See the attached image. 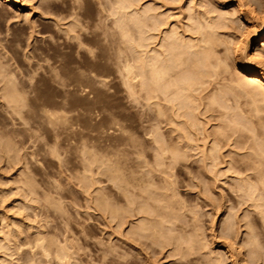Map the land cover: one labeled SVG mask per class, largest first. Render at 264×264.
<instances>
[{
    "label": "rangeland",
    "instance_id": "obj_1",
    "mask_svg": "<svg viewBox=\"0 0 264 264\" xmlns=\"http://www.w3.org/2000/svg\"><path fill=\"white\" fill-rule=\"evenodd\" d=\"M132 1H134L133 2L134 5L132 4L133 7H131L132 9L129 8L124 10L123 12H120L121 10H118L117 5L115 4V0H24L23 2L16 4L14 7L7 5L6 3H4V1H0V264H20V263L25 264V262L28 259H32L33 262L35 260L36 262L33 263L32 260L31 262L27 261L26 263L28 264H38V263L41 264L42 262L44 263L46 259L45 256L42 257L39 254L41 252H43L41 253L42 255L45 253L44 255H46L48 261L50 260V258L52 259L50 260L51 264H65L68 258L65 259L66 260L65 263L61 259V261L63 262L61 263L59 255L62 254L61 252H63L64 250L63 248L66 244L69 245L70 249L74 246L76 247L75 249L79 253L77 254L79 256V259H76L75 257L73 258V256H76L78 258V256L76 255L77 252L75 253L74 251L76 250L75 249L73 250V248L70 250L68 246H65L67 249H69V250L66 249L67 252L71 254L70 251H72L75 253V255L70 256L67 253L66 257H69L70 259L73 258L72 259L73 262L76 260L77 263L79 264L81 263L100 264V262H102L101 259V261L98 263L100 257L102 258V256L108 254L106 257L110 258V256L113 255V253L114 255L118 254L121 256L120 257L116 256V258H114L115 257L114 256L112 260L116 259L118 262L121 263V261L123 260L124 262V259L126 258L127 259V261H125L126 264L128 263L136 264L133 262H139L140 264H145V262L146 263L148 262L147 264H185L184 256L191 258V260L187 258L188 259L187 262L189 261L191 262L193 259H195L194 261H192V263L186 262V264H197V263L207 264L209 263V261L206 260L205 257L209 256L210 254L209 252H211L210 250H212L213 252L222 250L223 254L221 252H218V254L221 253L223 255L222 256L223 258L228 257L227 261H225L226 260L225 258L224 260L225 262H223V260L221 262V259H223V258L221 259L219 258L221 254L219 256L215 254L216 252L214 254L211 252L210 256L212 254L218 256L217 259L219 258V261L221 262L220 264L222 263L231 264L235 258L236 259L234 261L236 262L235 263L233 262L234 264H239V263L241 264L242 261L248 263V261L246 260H250L249 261L250 263L248 264H251L252 261L251 258H249L250 249L248 252L249 255L246 252L248 248H251L250 245L253 246V248L255 247L257 248V246L259 247L261 243L263 249H261L262 252L259 250L261 253L258 252V254L259 255L264 254V228L262 229L264 222H261V220H259L260 217L262 218L264 213H262L261 210L260 211L261 216L259 218L257 216L258 214L256 213V211L258 212V210L260 209H263L264 211V202L262 201V199L264 198L263 190L262 189L259 190V191L262 190L261 191L262 197L261 194L259 196L260 199L262 198L261 201L259 199V201H257L259 203L255 201L253 204V206L256 203L257 206L262 204L261 206H259L260 207L259 209L256 205L254 206V208H252L251 206L252 203L250 204L249 202H252L253 200L249 201L250 198H245V199L242 198V200L243 199L244 200L242 201L243 203L240 204L241 202L239 200L241 198H237L239 192V191L237 192L238 190L237 188H239L238 186H236L237 190L234 188L235 192H237L236 193L237 195L234 194L235 192L234 193L232 192L234 190H231V188H233L232 186L237 185L235 180L237 181L239 179L238 181L240 182V188L245 187V185L249 182L252 183L253 181L252 179H250V181L245 179L247 178L246 177L247 174L249 177L250 175L252 177L253 176L252 173H254L255 178H258L257 175L259 174L258 176L262 178V183H263L262 184L261 182H259L261 183L260 187L264 185V141H263L264 113L262 112L263 114H260L258 117L256 116V114L251 113L254 111L249 112L250 109H253L249 106L251 105L250 101H249L250 104L248 105L247 100L249 99L248 98L246 99V97H243L242 95H241L242 97L238 98L235 95H240V94L236 93V91L232 92V88H231L234 84L236 85L235 82L237 81H238L237 84L240 83L241 81H245V83L246 82L249 83V86L250 83L252 86L254 85L253 82H250L249 79L245 78L239 72L237 66L243 63L251 66L255 65L254 63H252L253 61L252 55L253 56L255 55L256 50L254 49V45L252 44V41L248 40L244 36L245 34L244 19L247 18L249 21L253 23L256 22L255 24L258 25L259 19L264 17V0H139V1L132 0ZM236 4H238L242 10L240 9V11H235V12L230 11ZM134 7H138V8H134ZM137 10L141 12L142 15L141 17H143L144 14L148 12L147 15L143 17L144 19L145 18L148 19V17H151V15L154 16L158 26V27L156 26L155 29V32L157 33H154L152 31L151 33H149L148 28L151 27V24H149L151 22L149 20L150 18L148 20L146 19L143 20V18H141V21H143L142 23L144 24V27L140 26L141 30L143 28L142 30L143 35L141 37L142 41L140 40L142 46L139 44L137 46L136 43L138 42H135L137 40L139 41L140 39L139 36H136L138 35V30L136 31L138 27L136 25H131L132 23L130 24V22L129 23L126 22L128 21L127 18H129L128 17L129 15L131 16L132 14L136 13L135 16L138 15V17H140L139 16L140 13H138ZM150 10L152 13L153 12L154 13L152 14L151 12H149ZM126 12H131V13L126 14ZM252 13L254 14L252 15ZM155 14L157 16H155ZM144 22H146L147 26ZM120 23L127 24L126 29L128 32L127 33L128 37H126L127 36L126 34V36L122 38L121 33L117 28V25H119ZM113 30L114 31L117 30V31L114 32ZM147 33L148 35L150 34L152 37L154 35V37L147 39L148 37H151L150 35L148 36ZM170 33L171 34L177 33L178 35L175 34V38L176 37L178 38V36H180L183 42L180 40L179 41L187 45L188 42L191 43L192 40L191 44L193 45L194 48L191 47L192 50L190 49L191 50L190 53L192 55H196V57H198L199 59H201L200 55L204 56L203 63L204 60L207 61V59L205 58L207 56L209 58L208 59L209 64L208 63H204V64L213 65V67H209V68L208 66L204 68L202 67V69H206V70L211 68L212 69L210 71V73H212L211 75L209 74V72L207 73L206 70L203 71L206 74H209L208 76L210 77L216 73V75L212 76L211 78L203 74L205 78L207 76L206 79L199 80L200 78L199 79L196 78L197 80H195L194 85L198 84V86L196 85L198 88L194 86L196 89H194L195 92H192L194 94L193 98L191 96L192 104L193 103L194 104L190 105L192 106L190 109L193 110L196 109L195 111H191V113L194 112L193 114L195 118L193 119L190 113L189 116L185 118V119L188 118L187 120H190L192 118L190 121H192L193 123L189 121V124H191V126L189 125L187 126L188 124L187 120L185 119L183 120V118H181L184 116L182 113L187 112L188 110L186 111L185 107H184L185 109L182 108L181 110L180 109L181 106L179 105L178 107L176 106L177 107V109L175 108L176 110L172 108L176 104V102L175 103L172 102L174 97H172L171 95L169 96L170 98L168 97V100H166L167 96L165 97L163 96L167 95L166 92L168 91L166 92L163 91L165 92V94L161 96L162 93H160L159 91L160 88L157 90L159 94L158 92H156L157 97L160 100L157 99V97L155 100H152V95H150L149 93L152 91V89H150L151 84L149 80H145L146 79L145 75H147L146 72L148 70L146 69L147 67L144 66V64L147 61V58H149L151 52L146 54L144 53L147 51L149 52L150 49L152 50L154 49L156 51L160 46L163 45V43L162 45L160 43L162 42L163 35L164 37H166L168 35H171ZM133 38H135V40H133ZM208 39L211 42H215L216 44L215 43L214 44L216 45V47L215 45L210 43ZM204 41H206L207 43ZM241 41L242 44L247 41L249 48L242 49V45L240 44ZM191 44L190 46H192ZM210 44L213 46L210 47ZM198 46L201 48L199 49ZM196 47L198 48L195 49ZM161 49L162 47H160L158 50L160 51ZM193 49L194 52L196 53L193 52ZM206 50H208L207 51L208 53L205 52ZM141 52L144 53L141 54ZM210 53L213 55H211ZM56 57L58 60L55 59ZM190 57L193 59L194 58L197 59L196 57H192L191 55ZM249 57H250V61H249ZM143 58H145V60ZM136 60H138V62ZM141 60L144 63L143 64L144 67L141 64H138V63H142ZM148 61L146 62V64H148ZM126 64H128L127 66L131 64V66L134 67H138L140 65L141 69L143 67L142 69L143 71H140V74L142 75L143 79L139 80L138 78H136L133 81L128 80L127 75L124 71V66H126ZM214 64L218 67V69L217 68L214 69ZM64 67L67 69L65 70ZM12 69L14 71H12ZM144 70L147 71L144 72ZM64 71L66 72V74L64 73ZM184 71L186 73L187 70ZM8 72H11V74H9ZM48 72H50L51 74ZM64 75L65 76L67 75L65 77L67 80L66 87H60L59 85L54 83L55 82L53 81L54 78L55 80L56 79L58 80L59 77L61 79V77H63ZM203 75L200 77L204 78ZM7 76L10 77L12 76V78L9 79ZM7 78L10 82L11 80H13L12 82L16 81L14 82V85H12V83H9V81L6 80ZM125 78L127 79L126 81ZM3 79H5V81ZM145 81L148 82V84ZM3 82L4 84L5 83L6 84L5 85L2 84ZM144 83L146 86L144 85ZM241 84L244 83L242 82ZM130 85L133 89L130 87ZM141 85L143 86V88ZM12 86L16 88L13 89ZM249 86H244V87H249ZM252 86H250L249 88H251ZM4 88H6L5 91L7 92L3 94V92H5ZM254 89H258V86L255 87ZM9 90L11 91V93H13V95L15 94L14 95L15 97H17V95H19L20 93L21 95L24 93V96L22 95L23 97L19 95L18 98L15 99V101H17L15 102L16 105L19 106L21 105L22 102L23 105L20 108L24 106L22 110L20 109L21 113L19 115H16V113L11 109L12 107L11 105H13L12 104L13 102L12 100H11L12 103L9 102L11 96L8 93ZM66 90L67 92H65ZM229 90H231V92ZM260 90H262V88L260 89L259 87L258 91L260 92ZM261 92L264 91L262 90ZM5 95H6V99H5ZM7 95H9L8 96L9 98L7 97ZM89 95L91 97H88ZM261 95L263 96L264 93L259 94V96ZM212 96H215V98H213ZM11 97L13 99V96ZM163 98L165 99L166 102L171 101L172 103H174V105L171 102L167 103L168 105L166 103H162L165 102L163 101L164 100ZM208 98L210 100H208ZM211 99L216 100L218 103L214 104L215 101H213L214 103H212ZM258 99L263 100L264 96L263 98L260 97ZM90 100L93 102H91ZM200 101L202 102L200 103ZM210 101H211L210 107L208 105L209 108L206 107L207 109L206 110L205 105H207L206 103H209ZM18 102H20V104H18ZM152 102H154V104H152ZM188 102L186 103L190 104V101ZM156 103L159 104L158 105L159 110H157V108L154 107V105L155 106L157 105ZM62 104L64 108L62 107ZM42 106L43 107L52 106L53 108L51 107V109H53L54 111L64 110L68 112L70 131L67 134L62 133L63 130L60 129L61 127L58 122L57 124H54V126H48L46 125V123L44 124V122H40L41 120L39 119V117H38L39 120H37L36 117L39 115L40 108ZM188 106L189 105H187V107ZM61 107L63 109H61ZM170 107L174 111H170L171 110ZM179 109L181 110V113L178 114L181 117L178 115L179 118H177L178 116H176L177 114L175 113V111L178 112ZM154 112L155 113L160 112V113L156 115ZM248 112L252 114L251 118L247 114ZM14 113L16 116L14 115ZM223 116L224 117L226 116L225 117L226 119L223 118ZM20 117L25 120L24 123L22 122V119ZM257 117L260 118L259 119L260 121H258ZM228 120L231 123L233 122L232 123L233 125H230ZM184 121H186L187 123L185 124ZM195 121L198 122L199 124L198 126L195 124ZM181 122L182 124L184 122V124L186 125L185 126L186 131L183 130L184 128L183 126H182L183 128H181L182 125ZM32 124L37 129L33 127ZM243 124H247V125L243 126ZM188 127L190 128V131ZM221 128H223V130ZM12 129L14 132L12 131ZM16 129L17 131L21 130V132L23 131L22 129H24L25 134L26 133L27 134L23 135L24 131L21 134L20 131L19 133H17ZM15 131L18 136L15 134ZM104 131H106L107 134L104 133ZM151 131L153 133L155 132L154 133L155 136L156 135L158 136V138L156 137L157 138L156 140L160 139L159 141L161 143L164 142V145L162 144L163 146H161L160 148L162 149L165 147L167 152L165 151V149H162L163 152L165 153L171 152L173 155H175L176 153L173 151V149L177 150L179 156L184 154L182 156L183 158L182 160L185 159L186 162L184 163L183 161L182 163L181 158L180 159L177 158L178 161H181L182 166H177L178 164L174 163L175 167H173V164H171L172 163L171 160H169L171 159L169 158L171 154L169 153H168L169 155L163 154V152L161 153V151H157L158 154L160 155L162 154L159 157V155L156 153L154 148L159 141L157 142V144L151 141L152 140L151 136L153 135ZM115 132L117 133L115 134ZM63 135L65 136L68 135V137L64 136L66 138L65 139L63 138ZM80 135L82 136V138ZM106 135H108L110 139H108L109 137ZM105 136L106 138L107 137L108 138L106 139ZM24 137H27L29 141ZM91 137H95L94 139H96L98 143L96 144L95 141L93 143L92 140L93 138ZM99 137H101L102 139H100ZM214 138L217 140H215ZM63 139L68 141H65ZM97 139H99V141ZM100 140L104 141L103 143H101L100 146L101 148L98 147L97 149H95L100 144V142H102ZM106 140H110V141L107 142ZM214 141L218 142L219 145ZM211 142L213 144L218 145L217 153L219 156L217 155V153L216 155L218 156L219 159H216V161L215 160L211 161L212 157L211 158L209 157L210 160L208 159L206 162L205 158L203 157L206 156V153H208L209 156L211 155L209 153L210 148L212 149V147L209 148V146L213 145L211 144ZM63 143L65 144V146ZM92 144L94 145V147ZM83 145L84 146L86 145L85 148L88 147V149H85ZM106 146L110 147L109 148L110 151L109 150L104 151L106 150ZM251 146L252 148H254V150L250 148ZM103 147L105 149H103ZM261 147L262 149H260ZM206 148H209V150H206ZM83 149L86 150V152L87 150L90 152L93 151L95 152V150H97L99 152L100 149L101 152L100 154L98 152L95 153L93 152L92 154L89 152L90 155L87 154L86 156L85 155L86 153L83 152L84 151ZM158 149L159 148H157L156 150ZM251 149L253 151H255L256 149L257 151H255V153L252 152L253 153L252 155ZM202 150L204 152L206 150V153L204 154ZM50 151H52L53 153ZM102 151H104V153ZM201 151L203 153H201ZM105 152H107L106 153L107 155L105 154ZM178 153L176 154L177 157H179ZM50 154H52L53 156ZM254 154L255 155L258 154L256 156L259 158H256ZM54 155L56 157H54ZM88 156H90V158ZM106 156L109 157L107 158ZM100 157L103 158L101 159ZM86 159L90 163L88 162V164H86L87 163ZM99 159L102 162H104L105 165L104 164L100 165V163L102 162H100ZM97 160H99L100 163H98ZM210 161L213 164H210ZM168 162L171 164V167L173 168L170 167V164ZM116 163H118L117 164L118 167L116 166ZM119 164L123 165L125 171H123V169L121 171L119 170V172L116 171L117 168L119 169L121 167V165L119 167ZM154 164L157 167H154L155 166ZM166 164H169V168L168 165ZM102 165H104L103 170L111 166L112 168L110 167V169L113 170L111 171L113 172V174L111 172L110 173L112 175H114V173L115 175L119 173V175L117 174L119 177L122 176L120 172L124 175L126 174L124 177H127L126 180L129 179L130 177L129 180H132L131 181L132 186L131 184L130 187L129 185L127 186V184H129L130 182L129 180H127L126 184H124L125 183L124 180H122L123 182H121V180L118 179L120 181L118 183L120 184L116 182L118 181L116 179L110 180L111 177L115 176V175L110 176V174L108 175L110 169H108L109 171L108 170L104 171V173L107 172L106 174L104 173L101 174L100 170H102ZM100 166L101 168H99ZM140 166H142V168ZM113 167L116 170H114ZM146 168L149 169L147 170ZM249 168H251L252 171L246 172L247 169L250 170ZM150 170H152L154 177L152 176V174L150 175L151 173ZM241 170L242 171L245 170V172L244 171L241 172ZM255 170L260 171L261 173H258ZM165 171L166 173H162ZM260 174L261 175L263 174V176H261ZM109 176L110 178L108 180ZM144 176L148 177V179L149 176L150 178H152L148 180L149 182L154 178L153 180L154 182L152 181L150 182V184L155 183L154 185L155 188L154 187L153 189L150 188V186L151 185L153 186V184L148 185L149 182L148 183L145 182L147 181L145 180L147 178H145ZM238 176L240 178H238ZM244 176L245 178H243ZM197 177H199V180L200 177H202L201 178L202 180L199 181ZM255 178L253 179L256 181ZM137 179L138 181L139 180L141 181L140 182L141 184H139ZM242 179L243 180L245 179L244 181L245 185L243 184ZM163 180H165V184L168 183L166 184V187H169V188L166 187L164 188L168 190L172 188L173 190V191L171 190L167 191L168 195L170 194V192L171 194L175 193L176 195L175 194L174 196L170 195L171 197L167 196L165 189L162 187L165 186ZM110 181L115 183L113 184L114 186L110 183ZM255 181H253L252 184L254 186H257V188L259 189L258 185L254 184ZM133 183L134 184L136 183L135 184L136 186ZM117 184L119 186L126 185L127 187H129V191L126 192L128 194L129 192H132V194L135 193L134 195L138 193L137 190L139 191V189L141 190L142 188V190L144 191L143 194L145 195L147 194V196L142 194L140 201L139 199L140 193H138V197L135 196V198L138 199L137 200L134 199V200H136V202H138L139 205L141 206L144 205L143 206L144 209L148 211V214H150L151 218H155V217L157 218L158 216H160V215L158 216L155 215V217H152L155 213L154 210H156L157 208L158 210H156V212L159 211V208L160 210L162 209V212L163 209H165L166 211L164 210V212L166 213L168 212L169 214L172 212L176 213L178 211L180 215H178V212L176 215L181 216L180 218L189 217V219L191 215L196 212L195 216L197 218L194 216V214L192 215L194 219L196 218L195 220L193 219V223L194 221L196 223V220L198 219L197 222L199 221V225H201V229H203L205 232L202 233L205 234L207 237L203 236L202 233L200 234L201 229H199V226H198L199 232L197 230L198 234L196 235L197 236L200 235L202 239H204L205 237V239L207 238L208 242L210 241L208 244V242H206V240L204 239L207 245H209L208 246L209 252L207 251L204 255L203 253L207 249L204 252L203 251L199 252L201 247L199 248L198 245L194 244L193 246L190 244L191 246H193L192 250L194 247H196V250L199 249V251L195 253L196 250L195 251L193 250L195 254L194 253L192 254L194 255L186 256V254L191 255L190 252H193L190 250H189L190 252H187L189 247H186V245H188L189 242L193 244L195 240V238L192 237L193 235H191V231H193L194 229L193 227L195 226V224L193 225L192 223H190L189 222L190 220L188 219L187 221H184L183 224L185 226L188 223L190 225L192 224L193 226L191 231H190L191 227L186 228L185 231L183 230L185 226L182 223H180L181 219L177 220L176 226L177 224H180V226H177L179 228L181 227V225H183V227L181 228L182 231L184 232H186V230H189L190 234H186L185 237L189 238L187 236L190 235V237L193 238V240L192 238L190 240H192L193 242L189 241V239L186 240L184 237H180L185 234L184 232L181 231L178 232V230L180 229L174 231L175 234L171 233L172 235H177V236L179 235L178 233H181V235H179L178 237L182 238L181 240H183L182 241L183 243L184 240L187 241V243L186 241L184 243L185 246L182 242H180L182 244L180 245L183 246L182 248L178 243H176L177 240L179 242V238L178 239L175 238L176 236L174 237L170 235V233H169L170 236L168 235L170 240L166 239V241L169 242V243L166 242V244L168 245H166L165 242L162 243L163 241H165V240L162 241V239H165V237L161 239L160 246L161 247L163 246L162 249L164 250L167 247L164 251L159 247V245L157 246L155 245L156 249L154 248V251L149 247L148 248L141 247V249L144 248L145 251H147L146 254H144L145 251L138 249L140 247L137 248L133 246L132 247L133 249L129 247V245L126 244V240H125L126 238L124 237V234H126L125 236H128L127 234L131 233V230L129 232L126 229H131L130 228L131 225H135V224L137 225V223L139 222L137 216L139 217V215H137L136 217L134 216L135 220L130 217L134 222H132L130 225V222L128 223L127 221L128 224H125L124 229L122 227L124 225L123 224L121 226V229L123 230L118 231L119 227H117V225L115 226V223H117L116 221L119 218V215L122 213V216H124V218L126 217L128 218L127 212L128 213L130 212L129 209L127 210L125 209L126 207L124 208L123 212H120L122 211L120 209H123V207L120 209L116 207L114 208V206H117L116 202L119 201H120L119 207H121L120 206L121 201H123V203H125V205L128 206L126 201H124V197L122 200H120L121 198L118 199L119 201L117 199L114 200V198H119V193H120L118 188L119 186H117ZM137 185H139V187ZM141 185L143 187H140ZM115 186L117 189L115 188ZM156 186L159 187L158 189L162 187L161 190L164 189V192L159 190L160 191L159 193L161 194L157 192L158 194L154 195L153 192L155 191ZM133 187H136L137 190L136 188L134 189ZM203 187L205 189H203ZM206 189L209 191V193L207 191L208 194H206L205 192ZM96 191L102 192L101 196L99 195L98 192L97 194ZM162 192L166 193L164 195L165 197L167 196L170 199L175 198V203H173V199L171 200L169 199L170 203L172 204L171 205L172 207L169 208H171L172 210L167 207V205H170V203L169 204L165 203L168 200L167 201L165 200L164 202L165 204L161 205V203L164 201L165 198L162 196L163 195ZM150 193L151 195H149ZM211 193L213 194V196ZM257 193L259 194L260 192ZM128 194L127 196L129 197V195L131 194L129 195ZM96 195H99L96 198L98 202H95L97 201L95 200L94 197ZM102 195L104 199L106 198L104 201L107 204L108 202L110 203L109 205L112 204V208L109 207L110 209L120 210V211L117 210L119 213L115 210L117 212V215L115 216L111 215L114 218H110L111 216L109 214L111 213L108 212L109 211L108 208H107L108 211L105 210L107 213L104 211L106 206L109 205L104 203V201L103 202L101 201ZM159 195L160 197L162 196L163 199L159 198L161 200H158L155 197L154 199L157 201H153V199H148L146 200V202L147 201L149 202L147 203L144 202L145 204L142 205L143 200L145 201L144 198H148V197L153 198V196H159ZM132 196H130L129 198H132ZM98 197L100 200L98 199ZM246 199L249 200L245 201ZM134 200L133 203L135 202ZM93 201L97 204L99 202L100 203L102 202L101 204L102 206L100 204L98 205L100 206V210L98 206L93 203ZM150 201L155 203L157 202V204L159 203L160 205L158 207H155L157 204L154 205ZM181 201L183 202L181 203ZM237 202L240 203L238 204ZM103 203L106 204V206L104 205L105 208L103 207ZM151 203L153 204L152 205L153 208L149 207ZM180 203L181 204L184 203L187 206V209L188 208L190 210L193 209L194 211L188 210L189 211L188 213L186 212L187 211L186 208H185L186 211H184L185 209L183 207L182 208L180 207L181 206ZM132 204L130 206H132ZM136 204L137 203L133 204L134 208L133 207L130 208L135 209ZM165 205L166 207H163ZM174 206H176V210L173 209ZM179 207H180V211L178 209ZM255 207H257L258 210L255 209ZM101 210H103V212ZM182 210L184 211L185 214L183 213ZM115 211H113L112 214H114ZM159 213H155V214H159ZM175 213L172 214L174 215ZM172 214L168 215L169 220ZM162 215H164V213H162ZM176 215L174 216L176 217ZM227 215H228L227 218L230 219L229 221H226L225 220L226 218H224ZM230 215L237 220V221L235 220L236 224L238 222L237 226L234 227L236 225L235 224L232 228V233H234L233 230H235L234 236L236 237L237 235V237L235 238V244H233L232 242H234V236L232 234L231 240L233 239V241L231 242V246H230L231 248L229 247L230 253L229 254L227 253L228 255L225 256L226 252L224 254V250H223V246L225 244L223 243L226 241V239L224 238L222 239L221 237L222 233H220L221 232L220 230L222 227L224 226L226 227L228 222L232 221L231 218L233 217H231ZM164 216L166 217V215ZM178 216L176 218H178ZM242 216H244L245 219L249 217L252 219V220L250 219L252 222L254 221L253 224L250 222V226H252L251 227L252 229L254 228L253 226H255L254 230H256V226L259 227V229L257 227L258 229L257 231L260 233V237H259V239L261 238L260 243L257 241L258 239L255 238L258 236L255 237L251 236V234L255 235L258 233H254L253 232L254 230L251 231L252 229L248 227L249 222L247 221H249V218L246 221L245 219H243L244 217L242 218ZM108 218L111 219V221H109ZM222 218L224 219L223 223H221ZM131 219L128 220L130 221ZM136 220H138V222H136ZM219 223L223 224L224 226ZM224 223H226V225ZM136 225L135 227H133L135 231L137 230ZM138 225H140V223ZM220 225L222 226L221 228ZM241 226H243V228H241ZM239 227L241 228L240 230L241 232L239 231ZM236 228H238V230ZM124 230H126L127 233H125ZM117 231L120 233H118ZM210 231L213 233H211ZM248 231H251V233L249 232L250 233L249 238L252 239L250 245L249 242H247V240L245 241L246 239L245 237H247L248 234L247 236H245L244 233H248ZM116 232L120 237L116 235ZM238 233L240 234V236H238L239 235ZM242 234L244 235L242 236ZM196 235L194 236L196 237ZM171 236L174 237L172 239H176V240L175 241L171 240ZM200 236H198L197 238H201ZM36 237L37 238L41 237V239L44 240L38 239L40 241H36L37 240ZM118 237L120 238V240L119 239L117 240ZM121 237L125 240V242H123L124 240L121 239ZM70 238H73L71 239L73 240L72 242L73 245L68 243L65 244V242L68 241L70 243ZM242 238L245 239L243 240ZM249 238L248 241L251 240V239L249 240ZM202 239L201 240L197 239V240L199 243H201ZM236 239H238V241ZM241 239L243 240V243H248L245 246L247 247L249 245L246 249H244V247L243 249H241L242 246L244 245L239 244L240 246L238 247L237 244L242 242ZM121 240L123 242V244L121 242L122 245L120 244ZM254 240L256 241V244L258 243L257 246L255 247L254 245L256 244ZM42 241H45L44 244ZM170 241H172L171 245L172 244L173 246L175 245L174 247H176L177 244L179 245L177 248H175L177 253H175V249L173 246L171 247L169 246ZM36 242L38 243L35 244ZM39 242L43 246H41ZM110 242L114 245L107 247V249H103L105 248V245H107L108 243L110 244ZM205 242L203 241L202 244ZM38 244H40L41 247L38 246ZM59 244L60 246H58ZM116 244L118 245L115 246ZM147 244L149 245V242H147ZM205 244H203V247L205 246V248H207L206 247L207 245ZM220 244H223V246H221ZM46 245L47 247L48 246L49 247L47 248ZM61 245L64 246L62 248L63 250L60 251L59 249H57V247L61 249ZM102 245H104L103 248H101ZM124 246H126V248ZM36 247L38 251L41 250L40 248H42V250L41 252L39 251V253L37 252L38 255L34 256L32 254H36L37 251ZM97 247L100 249H97ZM169 247L171 249H169ZM184 247H186L187 251L185 252L187 253L184 252L185 255L183 253L182 256L180 252L182 249L184 251L185 249ZM219 247L220 249H218ZM78 248L80 250H78ZM109 248H115L113 251L116 252L112 253V251H110L111 249ZM158 248H160L159 251ZM253 248H251V250ZM45 249L46 250L49 249L48 254L50 255V258L47 255V251ZM108 249L110 253H112V255H110ZM128 249L133 251H130ZM255 249L253 250L254 252ZM94 250H96L97 252L99 250L100 251L106 250L108 253L104 252L103 255V253L101 252L96 253L94 252ZM126 250L128 251L126 252ZM167 250H168V254H170L169 256H167L168 255ZM230 250H234V251H230ZM58 251H60L59 253L61 254H59ZM124 251L126 252L128 257L124 255L125 253ZM155 251L156 253L157 252L158 253L156 254ZM236 251L238 252L236 253ZM141 253L146 256H144L143 258ZM201 253H202L201 257L205 256L203 257L205 259H202L200 257ZM255 253L256 254L254 255L252 253L253 255L252 258L254 259L255 257L256 259L255 261L257 262L259 261V259L257 257L258 256L257 252ZM92 254H94V256L95 254H98L99 257H96L98 258V260L95 259V257ZM122 254L126 257H124ZM132 254H133V258H131ZM152 254H154L153 255L154 257H152ZM165 254H167L166 259L164 258ZM65 255H61V256L65 257ZM213 255L210 257V259L213 258ZM237 255L239 258L237 257ZM243 255L245 257H243ZM31 256L32 258H30ZM178 256L182 258V260L184 261L181 262L177 261ZM230 256H233L232 257L233 259ZM246 256H248L247 257L248 259L246 258ZM91 257L93 258L94 262L95 260H97L96 263H94L93 261L87 262L89 261L88 259H91ZM117 257L121 258L122 260L119 261ZM70 259L68 260V264L69 262L70 263L72 262V260ZM217 259L215 258L216 263L218 264L219 261ZM83 260L85 262H83ZM105 260H108V258L103 259L104 264L108 262V261L105 262ZM110 260L111 258L109 259V261ZM261 260L263 261L262 264H264V257L263 259L261 258L258 263H256L253 260L254 261L253 264H260ZM48 261H46V264H49L47 263ZM113 261H110V263L108 262L106 264H113ZM142 261H144V263ZM123 262L122 264H125V262L124 263ZM77 263L75 262V264Z\"/></svg>",
    "mask_w": 264,
    "mask_h": 264
},
{
    "label": "bare ground",
    "instance_id": "obj_2",
    "mask_svg": "<svg viewBox=\"0 0 264 264\" xmlns=\"http://www.w3.org/2000/svg\"><path fill=\"white\" fill-rule=\"evenodd\" d=\"M0 1H4V3H6L7 5H9V6H13V7H14L16 4H19V3L23 2L24 0H0ZM137 1H139V0H137ZM137 1H136V2H137ZM133 2H134V1H132V0H115V4L117 5L118 10H121L120 12H123L124 10L133 7V6H132ZM137 3H138V2H137ZM133 5H134V4H133ZM135 6H137V5H135ZM112 7H113V6H112ZM134 8H138V7H134ZM131 9H132V8H131ZM240 9H241V7H240L238 4H236V5H235L230 11L235 12V11H240ZM134 10H135V9H134ZM241 10H242V9H241ZM128 11H129V10H128ZM144 11H145V10H144ZM144 11H143V12H144ZM135 12H136V11H135ZM137 12L140 13V15H139L140 17H138V15L135 16L136 13H135V14H132V15H134V16H132V15L130 16V15H129V16H128L129 18H127L128 21H126V22H127V23L130 22V24L132 23L131 25H136V26L138 27V28H137V27H134V28H137L136 31L138 30V35H136V36H139V37H140V39L138 38L139 41H140V40H141V37H142V35H143V31H142L143 28H142V30H141L140 28H141V27H144V24L142 23L143 21H141V18H143L145 15H147L148 12H147L146 14L142 13V14H144L143 17H141V16H142V15H141V12H139L138 10H137ZM149 12H151V10H150ZM232 12H231V13H232ZM124 13H125V12H124ZM127 13L130 14L131 12H126V14H127ZM132 13H134V12H132ZM151 13H152V12H151ZM153 13H154V12H153ZM153 13H152V14H153ZM239 13H240V12H239ZM245 14H246V13H245ZM250 14H251V13H250ZM253 14H254V13H252V15H253ZM261 14H262V13H261ZM149 15H150V14H149ZM155 16H157V15L155 14ZM122 17H123V16H122ZM125 17H127V16H125ZM151 17H153V18H151ZM151 17H148V19L150 18L149 20L151 21V22L149 23V24H151V27H149L150 25L148 26V27H149V28H148V29H149V33H151V31L154 32V33H157V32H155V29H156V26H157V23H156L157 21H156V19L154 18V16L151 15ZM221 17H222V16H221ZM145 19H146V18H145ZM145 19L143 18V20H145ZM148 19H146V20H148ZM255 19H256V18H255ZM125 20H126V19H125ZM113 23H114V22H113ZM144 23L146 24V22H144ZM255 23H256V22H255ZM255 23L249 21L247 18L244 19V24H245V32H244L245 34H244V36H245L248 40H251V41H252V44L254 45V49L256 50V51H255V55H254V56L252 55V57H253V58H252V59H253L252 63H254L255 65L251 66V65H248V64H244V63H243V64H240V65L237 66L239 72H240L245 78L249 79L250 82H253V84H254L253 86H252L251 83H250V86H252L253 88H252V87L249 88V87H250V86H249V83H247V82L245 83V81H241V82L238 83V84H237V82H238V81H237V82H235L236 85H235V84H234V85L232 84L233 86H232L231 88H232V92H235V91H236V93L240 94V95H235V96H237L238 98H240V97L243 96V97H246V99H247V98L249 99V100H247V101H248V105L251 103L252 106H251V105H249V106H250L251 108H253V109H250L249 112L254 111V112H251V113H252V114L254 113V114H256V116L259 117L260 114H263V113H264V99H263V100H262V99H260V100L258 99V98H260V97L263 98V96H264V95H263V96H262V95L259 96L260 93H261V94L264 93V92H261L262 90L264 91V17H262L261 19H259V23H258V25L255 24ZM114 24H115V23H114ZM126 26H127L126 23H125V24H124V23H120L119 25H117V28H118L119 32L121 33L122 38H124V37L126 36V34L128 33V32H127V29H126ZM129 26H130V25H129ZM129 26H128V27H129ZM140 26H141V27H140ZM146 26H147V24H146ZM205 26H206V25H205ZM208 26H209V25H208ZM157 27H158V26H157ZM150 28H151V29H150ZM130 29H131V27H130ZM196 29H197V28H196ZM208 29H209V28H208ZM145 30H146V29H145ZM201 30H202V29H201ZM111 31H112V30H111ZM113 31H114V30H113ZM116 31H117V30H116ZM116 31H114V32H116ZM128 31H130V30H128ZM158 31H159V30H158ZM170 32H171V31H170ZM172 32H174V31H172ZM104 33H105V32H104ZM135 33H136V32H135ZM188 33H189V32H188ZM170 34H171V33H170ZM175 34H177V33H175ZM175 34H171V35H168V36H166V37H164V35H163L162 42H160L161 45H162V43H163V45L160 46V47H162V49H161L162 51H161V50H160V51L158 50V49L160 48V47L158 46L159 48H158L156 51H155L154 49H153V50L150 49L149 52H148V51L145 52V53L143 52L144 54H146V53H150V52H151V54L149 55V58H147V61L149 60V61H148V64H146L147 61H146L145 64H144L142 60H141L142 63H138V64H141L142 66H143V64H144V66L147 67L146 69H147L148 71L146 70V71H147V72H146V71L144 70V72L147 73V75H145V78H146L145 80H149V82H150V84H151V85L149 84L150 87H151V88H150V87H149V88L152 89V91L150 90L152 93H151V92H149V93H150V95H152V100H155V99H156V97H157V93H156V92H158L157 90H158L159 88H160V90H159L160 93H162V95L160 94L161 96H163V94H165V92L168 91V92H166L167 95H164L163 97L167 96V97H166V98H167L166 100H168V97L171 96V95H172V97H174L175 100L173 99L172 102H174V103L176 102V104L174 105V103H172V102L170 101V102L174 105L173 107L171 106L172 108H174V109L176 108V109H177V107H178V105H179V106H181V107H180L181 110H182V108H184V107L186 108V109L184 108L186 111L188 110L187 112L182 113L185 117H184V116L181 117V116L178 114V113H181V110H180V109H179L180 112H179V110H178V112L175 111V113L177 114L176 116L179 115V116H180L181 118H183V120H184L186 117L189 116V113H190V114L192 115L193 119H194V118H195V116H194V114H193L194 112L191 113V111H195L196 109H195V110L190 109V108L192 107V106H190V105H193V104H194V103L192 104V101H191V100H192V99H191V96H192V98H193V95H194L192 92H195L194 89L198 88V87H197L198 84H196L197 86L194 85V84H195V80H197V79H199V78H200L199 80H203V79H206L207 76H208L209 74L211 75V74H212V73H210V71L212 70L211 68L206 70V69H202V67L204 68V67H207V66H208V68H209V67H213V65H211V64H210L211 66L208 65V64H209V63H208V59H209V58L206 56V54H205V56H206L205 58L207 59V61L204 60V63H208V64H204V63H203L204 56H201V55H200V58H201V59H199L198 57H196V55H192V54L190 53L191 50H192L191 47H193V45L191 44V43H192V40H191V43H189V42L187 41L189 46H190V44L192 45V46H190V48H189V46H188L187 44L182 43L183 40H181V37H180V36H178V38H177V37L175 38ZM147 35H148V33H147ZM149 35H150V34H149ZM149 35H148V36H149ZM177 35H178V34H177ZM113 36H115V35H113ZM113 36H112V37H113ZM136 36H135V38H136ZM144 36H145V35H144ZM150 36H151V35H150ZM199 36H200V35H199ZM110 37H111V36H110ZM126 37H128V34H127ZM132 37H134V36H132ZM153 37H154V35H153ZM153 37L151 36V37H148L147 39H150V38H153ZM179 37H180V39H179ZM182 37H183V36H182ZM202 37H203V36H202ZM135 38H133V40H135ZM156 38H157V37H156ZM127 39H128V38H127ZM130 39H131V38H130ZM163 39H164V40H163ZM136 40H137V39H136ZM143 40H144V38H143ZM155 40H156V39H155ZM179 40L182 41V42H180ZM187 40H189V39H187ZM208 40H209V39H208ZM123 41H124V40H123ZM139 41H138V40L135 41V42H138V43H136V45L138 46V44H139V45L142 46V43H141L142 40L140 41V43H139ZM146 41H147V40H146ZM153 41H154V40H153ZM209 41H210V40H209ZM112 42H113V41H112ZM204 42H206V41H204ZM148 43H149V42H148ZM150 43H151V41H150ZM150 43H149V44H150ZM206 43H207V42H206ZM210 43H212L213 45L216 44L215 42H211V41H210ZM214 43H215V44H214ZM240 44L242 45V49H243V48H249V45H248V42H247V41L244 42L243 44H242V41H241ZM151 45H152V44H151ZM151 45H150V46H151ZM159 45H160V44H159ZM204 45H205V44H204ZM208 45H209V43H208ZM213 45L210 44V47L213 46ZM134 47H135V46H134ZM198 47H199V46H198ZM198 47H196L195 49H197ZM202 47H203V46H202ZM205 47H208V46H205ZM215 47H216V45H215ZM140 48H141V47H140ZM152 48H153V47H152ZM193 48H194V47H193ZM200 48H201V47H199V49H200ZM155 49H156V48H155ZM190 49H191V50H190ZM214 49H216V48H214ZM136 50H137V49H136ZM147 50H148V49H147ZM151 50H152V51H151ZM245 50H246V49H245ZM188 51H189V54H188ZM200 51H201V50H200ZM203 51H204V50H203ZM203 51H202V52H203ZM207 51H208V50H206L205 52H207ZM212 51H213V50H212ZM193 52H194V49H193ZM205 52H204V53H205ZM143 53L141 52V54H143ZM194 53H196V52H194ZM200 53H201V52H200ZM207 53H208V52H207ZM210 54H211V53H210ZM53 55H54V54H53ZM190 55H191L192 57H196L198 60L195 59V58H194V59L191 58ZM211 55H213V54H211ZM56 56H58V55H56ZM184 56H185V57H184ZM187 56H189V57H187ZM198 56H199V55H198ZM59 57H60V56H59ZM59 57H58V58H59ZM187 58H189V59H187ZM190 58H191L192 60H191ZM212 58H213V57H212ZM55 59H57V57H56ZM143 59L145 60V58H143ZM47 60H48V59H47ZM57 60H58V59H57ZM190 60H191V61H190ZM136 61L138 62V60H136ZM205 61H206V62H205ZM247 61H248V60H247ZM249 61H250V57H249ZM139 62H140V60H139ZM252 63H251V64H252ZM203 64H204V65H203ZM217 64H219V63H217ZM222 64H223V62H222ZM52 65H54V64H52ZM127 65H128V64H126V66H124V71H125V73H126V75H127V79H128V80H132V81H133V80L136 79V78H138L139 80H142V79H143L142 75L140 74V71H143L142 69H143L144 66H143L142 69H141V68H140V65H139V66L136 65V66H138V67L131 66V64H130L129 66H127ZM205 65H206V66H205ZM64 68H65V67H64ZM216 68L218 69V67L214 64V69H216ZM54 69H55V68H54ZM66 69H67V68H65V70H66ZM140 69H141V70H140ZM224 69H225V67H224ZM235 69H236V68H235ZM9 70H10V69H9ZM184 70H187L186 73H185ZM203 70H206L207 73L209 72V74H206ZM10 71H11V70H10ZM12 71H14V70L12 69ZM55 71H56V70H55ZM198 71H199V72H198ZM201 71H202V72H201ZM236 71H237V70H236ZM136 72H138V73H136ZM239 72H238V73H239ZM8 73L11 74V72H8ZM48 73H50V72H48ZM60 73H61V72H60ZM64 73L66 74L65 71H64ZM141 73H142V72H141ZM50 74H51V73H50ZM62 74H63V73H62ZM203 74H204V75H207L206 78H205V76H204ZM13 75H15V74H13ZM202 75L204 76V78H203V77H200V76H202ZM214 75H216V73L213 74L212 76H214ZM219 75H220V73H219ZM54 76H55V75H54ZM58 76H59V75H58ZM66 76H67V75H66ZM66 76L64 75L63 77H61V79H60V77H59L58 80H57V79L55 80V78H54L53 81H55L54 83L57 84V85H59L60 87H66V86H67V80H66V78H65ZM92 76H93V75H92ZM146 76H147V77H146ZM212 76H211V77H212ZM217 76H218V75H217ZM7 77H8L9 79L12 78V76H11V77H10V76H7ZM208 77L211 78L210 76H208ZM8 78H7L6 80H8ZM68 78H69V77H68ZM120 78H121V77H120ZM147 78H148V79H147ZM196 78H197V79H196ZM245 78H244V79H245ZM13 79H14V78H13ZM59 79H60V80H59ZM127 79L125 78V81H126ZM3 80L5 81V79H3ZM20 80H21V79H20ZM123 80H124V79H123ZM199 80H198V81H199ZM241 80H242V79H241ZM1 81H2V80H1ZM8 81H9V80H8ZM8 81H7V82H8ZM12 81H13V80H11V82L9 81V83H12V85H14V82H16V81H14V82H12ZM97 81H98V80H97ZM145 82H146V81H145ZM196 82H197V81H196ZM242 82H243L244 84H247V85L241 84ZM54 83H53V84H54ZM69 83H70V82H69ZM146 83L148 84V82H146ZM2 84H4V82H3ZM5 84H6V83H5ZM5 84H4V85H5ZM205 84H206V83H205ZM216 84H217V83H216ZM230 84H231V83H230ZM4 85H3V87H4ZM20 85H21V84H20ZM98 85H99V84H98ZM131 85H132V84H131ZM131 85H130V87H131ZM142 85H143V84H142ZM142 85H141V86H142ZM144 85H145V83H144ZM206 85H207V84H206ZM255 85L258 86V89H254L255 87H257V86H255ZM18 86H19V85H18ZM18 86H17V87H18ZM70 86H71V85H70ZM70 86H69V87H70ZM145 86H146V85H145ZM194 86H196V88H195ZM208 86H209V85H208ZM244 86H249V87H244ZM7 87H8V86H7ZM9 87H10V85H9ZM259 87H260V89L262 88V90H260V92L258 91V90H259ZM12 88L14 89V88H16V87H13V86H12ZM22 88H24V87H22ZM84 88H85V87H84ZM131 88H132V87H131ZM142 88H143V86H142ZM144 88H145V87H144ZM17 89H18V88H17ZM60 89H61V88H60ZM66 89H67V88H66ZM132 89H133V88H132ZM132 89H131V90H132ZM229 89H230V88H229ZM233 89H234V91H233ZM2 90H3V89H2ZM5 90H6V88H4V91H5ZM19 90H20V89H19ZM23 90H24V89H23ZM169 90H170V91H169ZM9 91H10V90H9ZM9 91H8V93H9L11 96H13V99H12V97L10 96V101H9L10 103L13 102V103H12L13 105H11V106H12L11 109H12V111H14V112L16 113V115H19V114L21 113L20 111L22 110V108H23L24 106H23L22 108H20V107L23 105L22 102H21V105H19V106L16 105L15 102H17V101H15V99L18 98L19 95H20V96H22V95L24 96V93H23L24 91L22 92V93H23L22 95H21V93H20L19 95H17V97H15V96H14L15 94L13 95V93H11V91H10V92H9ZM16 91H17V90H16ZM80 91H81V90H80ZM84 91H85V89H84ZM148 91H149V90H148ZM163 91H165V92H163ZM199 91H200V90H199ZM229 91L231 92V90H229ZM2 92H3V91H2ZM6 92H7V91L3 92V94L6 93ZM18 92H19V91H18ZM65 92H67V90H66ZM94 92H95V91H94ZM131 92H132V91H131ZM169 92H170V93L172 92V93L170 94ZM223 92H224V91H223ZM25 93H26V92H25ZM78 93H79V92H78ZM81 93H82V92H81ZM92 93H93V92H92ZM168 93H169L170 95H169ZM67 94H68V93H67ZM90 94H91V93H90ZM158 94H159V92H158ZM191 94H192V95H191ZM229 94H230V93H229ZM241 95H242V96H241ZM8 96H9V95H7V97H8ZM23 96H22V97H23ZM63 96H64V95H63ZM148 96H149V95H148ZM258 96H259V97H258ZM3 97H4V96H3ZM3 97H2V98H3ZM88 97H91V96L89 95ZM172 97H171V100H172ZM199 97H200V96H199ZM212 97L215 98V96H212ZM237 97H236V98H237ZM8 98H9V97H8ZM169 98H170V97H169ZM196 98H197V97H196ZM209 98H211V97H209ZM209 98H208V100H210ZM216 98H217V97H216ZM5 99H6V95H5ZM59 99H60V98H59ZM157 99H159V98L157 97ZM163 99H164V98H163ZM188 99H190V100H188ZM199 99H200V98H199ZM221 99H222V98H221ZM224 99H225V98H224ZM11 100H12V102H11ZM61 100H62V98H61ZM91 100H92V99H91ZM91 100H90V101H91ZM159 100H160V99H159ZM203 100H204V99H203ZM211 100H212V103H214L213 101H215L214 104L218 103L216 100H213V99H211ZM219 100H220V99H219ZM1 101H4V100H1ZM83 101H84V100H83ZM163 101H165V99H164ZM180 101H181L182 103H181ZM188 101H190V104H188V103H189ZM193 101H194V100H193ZM197 101H198V100H197ZM249 101H250V103H249ZM7 102H8V101H7ZM91 102H93V101H91ZM157 102H158V101H157ZM170 102H166V101H165V102H162V103H166V104H167V103H170ZM186 102H188V103H186ZM201 102H202V101H200V103H201ZM207 102H208V101H207ZM229 102H230V100H229ZM233 102H234V101H233ZM159 103H160V102H159ZM185 103H186V104H185ZM210 103H211V101H210L209 103H206L207 105H205V109H206V107H208V105H209V107H210ZM18 104H20V102H18ZM152 104H154V102H152ZM156 104H157V103H156ZM166 104H165V105H166ZM172 104H169V105H172ZM87 105H88V104H87ZM150 105H151V104H150ZM158 105H159V104L156 105L157 107L154 105V107L157 108V110H159V109H158ZM161 105H162V104H161ZM167 105H168V104H167ZM187 105H189V106H188L189 108L187 107ZM211 105H213V104H211ZM217 105H218V104H217ZM44 106H45V105H44ZM176 106H177V107H176ZM232 106H233V105H232ZM6 107H7V106H6ZM8 107H9V105H8ZM42 107H43V106H42ZM42 107H41V108H42ZM51 107H52V106H51ZM51 107H49V106L47 107V106H46V107H43L42 109L40 108L39 115H38L37 117H36V116H35V117L37 118V120L40 119V120H41L40 122H44V124L46 123V125H48V126H54V124H57V122H58L59 125H60V127H61L60 129L63 130L62 133L67 134V133L70 131L68 112H66V111H64V110L54 111L53 109H51ZM62 107L64 108L63 104H62ZM62 107H61V109H63ZM152 107H153V106H152ZM171 107H170V109H171ZM197 107H198V106H197ZM209 107H208V108H209ZM233 107H234V106H233ZM52 108H53V107H52ZM195 108H196V106H195ZM9 109H10V107H9ZM20 109H21V110H20ZM57 109H58V108H57ZM176 109H175V110H176ZM189 109H190V112H189ZM212 109H213V108H212ZM65 110H66V109H65ZM206 110H207V109H206ZM224 110H225V109H224ZM93 111H94V110H93ZM170 111H174V110L171 109ZM238 111H239V110H238ZM10 112H11V110H10ZM152 112H153V110H152ZM249 112H248L247 114H248V115L250 116V118H251V115H252V114L249 113ZM262 112H263V113H262ZM15 113H14V115H15ZM36 113H37V111H36ZM154 113H155V112H154ZM159 113H160V112H159ZM159 113L156 112L155 114L158 115ZM99 114H100V113H99ZM99 114H98V115H99ZM182 114H181V115H182ZM257 114H258V115H257ZM8 115H9V114H8ZM16 115H15V116H16ZM73 115H74V114H73ZM93 115H94V114H93ZM156 115H155V116H156ZM195 115H196V114H195ZM21 116H22V115H21ZM172 116H173V115H172ZM179 116H178L177 118H179ZM220 116H221V115H220ZM226 116H227V115H226ZM226 116H225V117H226ZM253 116H254V115H253ZM253 116H252V117H253ZM256 116H255V117H256ZM17 117H18V116H17ZM38 117H39V119H38ZM157 117H158V116H157ZM198 117H200V116H198ZM225 117L223 116V118H225ZM258 117H257V119H258V121H260V120H259L260 118H258ZM20 118H21V117H20ZM20 118H19V119H20ZM91 118H92V117H91ZM253 118H254V117H253ZM21 119H22V118H21ZM27 119H28V118H27ZM33 119H35V118H33ZM155 119H156V118H155ZM187 119H188V118H187ZM187 119H185V120H187ZM189 119H190V118H189ZM191 119H192V118H191ZM191 119H190V120H191ZM218 119H219V118H218ZM225 119H226V118H225ZM13 120H14V119H13ZM16 120H17V119H16ZM29 120H30V119H29ZM157 120H158V119H157ZM190 120H187V122H188L187 126H188V125L191 126V124H189V121H190ZM14 121H15V120H14ZM32 121H33V120H32ZM172 121H173V120H172ZM22 122L24 123L25 120L22 119ZM55 122H56V123H55ZM155 122H156V121H155ZM179 122H180V121H179ZM184 122H185V124L187 123L186 121H184ZM184 122H183V124H182V122H181V124H182V125H181V128L184 127L183 130H185V126H186V125L184 124ZM190 122L193 123L192 121H190ZM228 122L230 123V125H233V124H232L233 122L231 123L229 120H228ZM23 123H22V124H23ZM174 123H175V122H174ZM177 123H178V122H177ZM235 123H237V122H235ZM235 123H234V124H235ZM245 123H246V122H245ZM247 123H248V122H247ZM195 124H196L197 126L199 125L198 122H196V121H195ZM32 125H33V124H32ZM236 125H237V124H236ZM246 125H247V124H243V126H246ZM182 126H183V127H182ZM234 126H235V125H234ZM33 127H35V126L33 125ZM44 127H45V126H44ZM118 127H119V126H118ZM192 127H193V125H192ZM227 127H230V126H227ZM247 127H248V126H247ZM31 128H32V127H31ZM35 128H36V127H35ZM188 128H189V127H188ZM231 128H232V127H231ZM243 128H246V127H243ZM36 129H37V128H36ZM55 129H56V127H55ZM74 129H75V128H74ZM74 129H73V130H74ZM102 129H103V128H102ZM117 129H118V128H117ZM178 129H179V128H178ZM219 129H220V128H219ZM221 129L223 130V128H221ZM22 130L24 131V129H22ZM75 130H76V129H75ZM119 130H120V129H119ZM181 130H182V129H181ZM196 130H197V129H196ZM12 131H13V129H12ZM16 131H17V129H16ZM16 131H15V134H16ZM19 131H20V134L23 132V131L21 132V130H19ZM19 131H17V133H19ZM108 131H109V130H108ZM185 131H186V130H185ZM189 131H190V128H189ZM217 131H218V130H217ZM217 131H216V132H217ZM13 132H14V131H13ZM26 132H27V131H26ZM101 132H102V131H101ZM151 132H152V131H151ZM201 132H202V131H201ZM250 132H251V131H250ZM104 133L107 134L106 131H104ZM116 133H117V132H115V134H116ZM152 133H153V132H152ZM154 133H155V132H154ZM154 133H153V135L151 136V139H152L151 141H153L155 144H157V142H158L160 139H159V140H156V139L158 138V136H157V135L155 136ZM189 133H190V132H189ZM15 134H14V135H15ZM20 134H19V135H20ZM26 134H27V133H26ZM26 134H25V131H24V134H23V135H26ZM29 134H30V133H29ZM98 134H100V133H98ZM101 134H102V133H101ZM120 134H121V133H120ZM16 135H17V134H16ZM108 135H109V134H108ZM108 135H106V136H108ZM191 135H192V134H191ZM254 135H255V134H254ZM17 136H18V135H17ZM27 136H29V135H27ZM30 136H31V135H30ZM33 136H34V135H33ZM58 136H59V135H58ZM64 136H65V135H63V138L68 137V135L65 136V137H64ZM73 136H74V135H73ZM80 136H81V135H80ZM106 136H105V138H106ZM149 136H150V135H149ZM54 137H56V136H54ZM74 137H75V136H74ZM108 137H109V136H108ZM108 137H107V138H108ZM147 137H148V134H147ZM156 137H157V138H156ZM192 137H193V136H192ZM253 137H254V136H253ZM24 138H26V139L28 140L27 137H24ZM81 138H82V136H81ZM91 138H93V139H92V140H93V143H94V141H95L96 144L98 143V142L96 141V139H94L95 137H91ZM97 138H98V137H97ZM99 138L102 139L103 136H102V138H101V137H99ZM107 138H106V139H107ZM184 138H185V137H184ZM65 139H66V138H65ZM65 139H63V140H65ZM67 139H68V138H67ZM87 139H88V137H87ZM108 139H110V137H109ZM178 139H179V138H178ZM180 139H181V138H180ZM214 139H215V138H214ZM214 139H213V140H214ZM54 140H55V139H54ZM56 140H57V139H56ZM58 140H59V139H58ZM90 140H91V139H90ZM92 140H91V141H92ZM97 140L99 141V139H97ZM104 140H105V139H104ZM185 140H186V139H185ZM196 140H197V139H196ZM215 140H217V139H215ZM28 141H29V140H28ZM65 141H68V140H65ZM86 141H87V140H86ZM100 141H102V140H100ZM106 141L108 142V141H110V140H106ZM151 141H150V142H151ZM169 141H170V140H169ZM173 141H174V140H173ZM263 141H264V140H263ZM71 142H72V141H71ZM103 142H104V141L100 142V144H99L98 146L96 145L97 147L95 146V147H96L95 149H97L98 147L101 148L100 146H101V143H103ZM159 142H160V141H159ZM159 142H158V144L154 147V148H155V151H156L157 154H158L157 151H161V153H162V152H163L162 149H165V147L162 148V149L160 148L161 146L164 145V142H163V143L160 142L161 145H160ZM188 142H189V141H188ZM195 142H196V141H195ZM214 142H216V141H214ZM64 143H65V142H64ZM64 143H63V144H64ZM178 143H179V142H178ZM216 143L218 144V142H216ZM57 144H58V143H57ZM104 144H105V143H104ZM107 144H108V143H107ZM107 144H106V145H107ZM155 144H153V145H155ZM162 144H163V145H162ZM166 144H168V143H166ZM166 144H165V146H166ZM211 144H213V143L211 142ZM217 144L210 145L209 148L212 147V149L210 148V150H209V148H206V150H209V151H210V152L208 151V152L211 154L210 156L208 155V153H206V150H205V152L202 150V151L204 152V154L206 153V156L208 157V158H207L206 156H204V157L202 156L203 158H205L206 162H207V160L209 159V157H210V158L212 157L211 161H212V160H215V161H216V159H219V158H218L219 155H218V153H217V152H218V151H217V146H218L219 144H218V145H217ZM34 145H35V144H34ZM66 145H67V144H66ZM92 145H93V144H92ZM151 145H152V144H151ZM214 145H215V146H214ZM246 145H247V144H246ZM64 146H65V144H64ZM71 146H72V145H71ZM83 146H84V145H83ZM85 146H86V145H85ZM85 146H84V148H85ZM108 146H109V145H108ZM108 146H106V150H104V151H107V150L110 151V149H109L110 147H108ZM158 146H159V147H158ZM169 146H170V145H169ZM186 146H187V145H186ZM189 146H190V145H189ZM213 146H214V147H213ZM32 147H33V146H32ZM74 147H75V146H74ZM93 147H94V145H93ZM156 147L159 148V149L156 150V149H157ZM167 147H168V146H167ZM167 147H166V148H167ZM183 147H184V146H183ZM219 147H220V146H219ZM258 147H259V146H258ZM33 148H34V147H33ZM107 148H108V149H107ZM170 148H172V147H170ZM170 148H169V149H170ZM233 148H234V147H233ZM250 148H252V146H251ZM10 149H11V148H10ZM85 149H88V147H86ZM93 149H94V148H93ZM103 149H105V148L103 147ZM160 149H161V150H160ZM184 149H185V148H184ZM199 149H200V148H199ZM218 149H219V148H218ZM252 149L254 150V148H252ZM252 149H251V150H252ZM260 149H262V147H261ZM78 150H79V149H78ZM83 150H84V149H83ZM83 150H82V151H83ZM253 150L251 151V154H252V155H253V153H255V151H257L256 149H255V151H253ZM56 151H57V150H56ZM104 151H102V152L104 153ZM155 151H154V152H155ZM165 151H166V149H165ZM173 151H174L176 154L178 153L177 150H174V149H173ZM202 151H201V153H203ZM50 152H52V151H50ZM57 152H58V151H57ZM83 152H85V153H86L85 155L87 156V154L90 155V153L92 154L94 151H93V152H90V151L87 150V152H88V153H87L86 150H84ZM89 152H90V153H89ZM95 152H98V151L95 150ZM95 152H94V153H95ZM100 152H101V150L99 149V152H98V153L100 154ZM166 152H167V151H166ZM198 152H199V151H198ZM252 152H253V153H252ZM258 152H259V151H258ZM52 153H53V152H52ZM103 153H102V154H103ZM106 153H107V152H105V154H106ZM159 153H160V152H159ZM168 153H169V152H168ZM168 153L163 152V154H168ZM175 153H174V154H175ZM216 153H217L218 156L216 155ZM221 153H222V152H221ZM259 153H260V152H259ZM9 154H10V153H9ZM59 154H60V153H59ZM59 154H58V155H59ZM83 154H84V153H83ZM102 154H101V155H102ZM108 154H109V153H108ZM157 154H156V155H157ZM169 154H171V155H170L171 157L169 156V158H171V159H169V160H171V162H172L171 164H173V167H175V166H174V163H175V164H178L177 166H182L181 161H182V163H183V161H184V163L186 162L185 159L182 160V159H183L182 156H183L184 154L179 156V153H178V156H179V157H177L176 154L173 155L171 152H170ZM169 154H168V155H169ZM242 154H243V153H242ZM50 155H52V154H50ZM101 155H100V156H101ZM103 155H104V154H103ZM106 155H107V154H106ZM109 155H110V154H109ZM158 155H159V157H160L162 154H161V155L158 154ZM168 155H167V156H168ZM254 155H255V154H254ZM256 155H258V154H256ZM256 155H255V157H256V158H259V157H257ZM32 156H33V155H32ZM52 156H53V155H52ZM91 156H92V155H91ZM137 156H138V155H137ZM175 156H176V159H175ZM200 156H201V154H200ZM259 156H260V154H259ZM54 157H56V156L54 155ZM88 157L90 158V156H88ZM106 157L108 158L109 156H106ZM110 157H112V156H110ZM185 157H187V156H185ZM215 157H216V158H215ZM100 158L102 159L103 157H100ZM119 158H120V157H119ZM177 158H179V159L181 158V161H178ZM213 158H214V159H213ZM260 158H261V157H260ZM59 159H60V158H59ZM87 159H88V158H87ZM87 159H86V161H87ZM166 159H167V158H166ZM88 160H89V159H88ZM99 160H100V159H99ZM99 160H97L98 163L102 162L101 160H100V162H99ZM209 160H210V159H209ZM227 160H228V159H227ZM89 161H90V160H89ZM89 161H87L86 164H88ZM95 161H96V160H95ZM103 161H104V160H103ZM211 161H210V164H213V163H211ZM92 162H93V160H92ZM105 162H106V161H105ZM169 162H170V161H169ZM169 162H168V163H169ZM37 163H38V162H37ZM89 163H90V162H89ZM118 163H120V162H118ZM118 163H116V166H117V167H118V165H117ZM94 164H95V163H94ZM101 164H104V165H105L104 162L100 163V165H101ZM152 164H153V163H152ZM155 164H156V163H155ZM155 164H154V165H155ZM169 164H170V163H169ZM169 164H166V165H168V168H169ZM171 164H170V167H171ZM179 164H181V165H179ZM227 164H228V163H227ZM91 165H93V164H91ZM98 165H99V164H98ZM104 165H102V170L104 169V167H103ZM120 165H121L122 168L120 167ZM157 165H158V163H157ZM222 165H223V164H222ZM228 165H229V164H228ZM228 165H227V167H228ZM257 165H259V164H257ZM86 166H87V165H86ZM106 166H107V165H106ZM184 166H185V165H184ZM184 166H183V167H184ZM87 167H88V166H87ZM107 167H108V166H107ZM110 167H111V166H110ZM110 167H108L107 169L105 168V170H103V171L100 170V171H101V174H103L104 171L110 169ZM117 167H116V168H117ZM119 167H120L121 169H120V168H119V169L117 168V170H116L114 167H113V168H114V170H116V171H118V172H119V170L121 171L122 169H123V171H125L124 168H123V165H122V164H119ZM140 167L142 168V166H140ZM154 167H157V166L155 165ZM160 167H161V164H160ZM173 167H171V168H173ZM99 168H101V166H100ZM111 168H112V167H111ZM83 169H84V168H83ZM87 169H89V168H87ZM146 169L148 170L149 168H146ZM211 169H212V168H211ZM215 169H218V168H215ZM228 169H229V167H228ZM249 169H250V170H248V169L246 170V169H245L246 172L252 171L251 168H249ZM135 170H136V169H135ZM144 170H145V169H144ZM222 170H223V169H222ZM245 170H243V171L245 172ZM108 171H109V170H108ZM111 171H113V170L110 169V171L108 172V175L110 174V176H114L115 173H114V175H112L113 172H111ZM213 171H214V170H213ZM243 171L241 170V172H243ZM255 171H256V170H255ZM84 172H85V171H84ZM110 172H111L112 174H111ZM143 172H144V171H143ZM150 172H151L150 175L152 174V176H153L152 170H150ZM215 172H216V171H215ZM256 172L261 173L260 171H256ZM106 173H107V172H106ZM106 173H104V174H106ZM147 173H148V171H147ZM162 173H166V171H165V172H162ZM200 173H201V172H200ZM87 174H88V173H87ZM117 174L119 175V173H117ZM117 174H116V175H117ZM120 174H121L123 177L126 175V174H125V175L122 174L121 172H120ZM154 174H155V173H154ZM203 174H204V173H203ZM205 174H206V173H205ZM250 174H251V173H250ZM116 175H115V176H116ZM118 175L116 176V178H115V176H114V177H111V178H110V176H109V177H108V180H109V178H110V180H111V179H116V180L119 179V180H121V182H123L122 180H124V182H125L124 184H126V183H127V180L130 179V177H129V179L126 180L127 177H124V178H125V179H124L122 176H119V177H118ZM228 175H229V174H228ZM252 175H253L252 177H251V175H250V177H249L248 174H247V176L245 175L247 178H245V176H244L243 178L247 179L248 181H250V179H252L253 181H255V180L253 179V178H255V177H254V176H255L254 173H252ZM258 175H259V174H258ZM258 175H257L258 178H255L256 181L254 182V184H255V185H258L259 189L257 188V186H254V185L252 184V183H253L252 180H251L252 183H251V182H249V183L246 182L247 184L245 185V184H244V183H245V182H244L245 179H244V180L242 179V180H243V184L245 185V187H241V188H240V182L238 181L239 179L237 180L238 183H237V181L234 179L237 185L232 186L233 188H231V190H234V191H232V192L234 193V192H235V189L237 188L236 186L239 187V188H237L238 190L236 189L237 192H238V191L240 192V193L238 192V195H239V196L236 194L237 192L234 193V194L237 195V198H241V199L239 200L241 203H240V202H237L238 204H239V203L242 204V203H243L242 201H243L245 198H250V200H249V199H246L245 201H247V200L252 201V200H253L252 202H249L250 204L252 203V205H251L252 208H254L255 205L257 206V203H259V202H257V201H259V199H260V197H259L260 194H261V197H262V192H261V191L263 190V192H264V185H262V187H260V185H261V183H262V178H261L260 176H258ZM260 175H261V174H260ZM152 176H151V177H152ZM206 176H207V175H206ZM261 176H263V174H262ZM90 177H91V176H90ZM117 177H118V178H117ZM144 177H145V176H144ZM153 177H154V176H153ZM156 177H157V176H156ZM204 177H205V175H204ZM241 177H242V176H241ZM259 177H260V178H259ZM145 178H147V179H145V180H147V181H145V182H147V183L149 182V181H148L149 179H152V178H150V176H149V179H148V177H145ZM201 178H202V177H200V180H199V177H197V179H198L199 181L202 180ZM206 178H208V177H206ZM238 178H240V177L238 176ZM248 178H249V179H248ZM82 179H83V178H82ZM171 179H172V178H171ZM89 180H90V179H89ZM116 180H115V181H116ZM119 180L116 181V182H117V183L120 182ZM153 180H154V178H153ZM153 180H151L150 182H152ZM240 180H241V179H240ZM85 181H86V180H85ZM113 181H114V180H113ZM129 181L131 182L132 180H129ZM137 181H138V179H137ZM166 181H168V180H166ZM130 182H129V184H127V186L129 185V187H130V184H131V186H132V182H131V183H130ZM133 182H135V181H133ZM138 182H139V184H141V183H140V182H141L140 180H139ZM138 182H137V183H138ZM150 182L148 183V185L153 184V186L151 185L152 187L150 186V188H151V189H153V187L155 188V186H154L155 183H151V184H150ZM153 182H154V181H153ZM155 182H156V181H155ZM163 182H164V185H165V186H162L163 184H162L161 186L164 188V187H166V184H168V183L165 184V180H163ZM163 182H162V183H163ZM218 182H219V181H218ZM256 182H257V184H256ZM259 182H261V183H259ZM110 183H111L112 185L115 184V183L112 182V181H110ZM258 183H259V184H258ZM118 184H120V183H118ZM118 184H117V186H119ZM133 184H134V183H133ZM135 184H136V183H135ZM135 184H134V185H135ZM158 184H159V183H158ZM238 184H239V185H238ZM251 184H252V185H251ZM262 184H263V183H262ZM86 185H87V184H86ZM142 185H143V183H142ZM142 185H141L140 187H143ZM146 185H147V184H146ZM169 185H170V183H169ZM171 185H172V184H171ZM193 185H194V184H193ZM113 186H114V185H113ZM123 186H124V185H123ZM123 186L121 185V186L118 187V188H119V192H120V193H119V198H114V200H115V199L118 200V199H120V198H121L120 200H122L123 197H124V201H126V203L128 204V206H126L125 203H123V201H121L122 204L120 203V206H121V207H119V202H120L119 200H118L119 202H116V201H115V202H116V205H117L118 207H117V206H114V208L116 207V208H119V209L123 207V209H120V210H122V211H120V210H118V209H110V208H112V204L109 205V204H110L109 202H108V204H107V203L104 201L106 198L104 199L103 195H102L103 198L101 197V201H102V202L104 201V203H106L107 205H109V206H106V204L103 203V207L105 208V206H106V208L104 209V211L107 210V208H108L109 211H108V210H107V211L111 213V214H109L110 216H111V215H114V216L117 215V212H118V211L123 212V210H124L125 207H126V208H125L126 210L129 209V212H130V213L127 212V216H128V218L126 217V214H125V217L127 218V220H126V218H124V216H122V213L119 215V218L117 219V221H116V219H115V221L117 222V223H115V226L117 225V227H119V228H118V231H119V230L122 231V230L124 229L125 224H128L129 222H130V225H131V223L134 222V221L132 220V219H134V216L136 217L137 215H139V217L137 216V218L139 219V222H138V220H136V222H138V223H137V225L135 224V225L137 226V230L135 231L134 228H133V227H135V225H131V226H130L131 229H126V230L129 231V232H130V230H131V233H128V234H127L128 236H125L126 234H124V237L126 238V239H125V240H126V244H128L129 247H131V248H132L133 246H135V247H137V248L140 247V248H138L139 250L141 249V247H144V248H148V247H149L150 249H153V251H154L155 245H156V246L159 245V247L162 249L163 246L161 247L160 244H161V239H162L163 237H165V239H162V241H163V240H165V241H163L162 243L165 242V244H166V242H168V241H166V239L170 240V239H169V236L172 235V234L174 233V231H177L178 229H180V230H178V232H179V231L184 232L185 229H186V228H189V227H191V229H190V231H191V230H192V226L195 224V226L193 227V228H194L193 231H191V235H193L192 237H194L196 241L194 240V242H193V241H192L193 238L190 237V235L187 236V237H189V238H186V237H185L186 234H190V233H189L190 231H189V230H186V232H188V233L184 232L185 234L182 235V236H180V237H184L186 240L189 239V241H192L193 244H192L191 242H189V244H188L189 246L186 245V247H189L188 251H187L186 247H184V248H185L184 251H183V249H182V250H181L182 253L180 252V254L183 256V253H184L185 251H187V252H190V251H193V250L195 251V250H196V247H194L193 250H192V247H193L194 244H195V245H198L199 248L201 247L200 251H199V249H198V250L195 251V253H196L197 251H199V252L203 251V252H204V251L207 249V250L203 253V254L205 255V253L208 251V248H209V247H208L209 245H207V243H206V242H208V240H207V238L205 239V237H207V236H206L205 234H203V233H205V232H204L203 229H201V225H199V221L197 222L198 219L196 220V223H197L198 225L195 223V221H194V223H193V219H194V217H193L192 215L194 214V216H195L196 212L193 213V214L191 215L190 219H189V217H187V218L182 217V218H184V219L180 218L181 216H178V215H180L178 211H177V212H178V215H176L177 212H176V213H175V212H172V213H175L174 215H176V217L178 216V218H176L172 213H170V214H172V216H170V220H169V219H168V217H169L168 215H170V214H169L168 212H167V213L164 212L165 209H163V212H162V209L160 210V208H159V211L156 212V210H158V208H157L156 210H154V211H155V213H159V212L161 211L162 213H164V215H166V217H165L164 215H162L161 212H160L161 214H160V213H159V214H155V213L153 212L154 215H153L152 217H155V215H157V216L160 215V216H158L157 218H156V217H155V218H151V217H150V214H148V211L145 210L144 207H143V206H144L143 204L149 202V201L146 202V200H148V199H153V201H157V200L154 199L155 197H156L158 200L163 199L162 196L165 197L164 195H165V194L167 193V191H169V190L173 191L172 188L169 189V190L166 189V188H169V187L164 188L166 193H163V192H164V189L161 190L162 187H160V189H158L159 187L156 186L157 191H156V189H155L156 192H155V191L153 192L154 195H157V194L160 192L159 190L163 191V192H162L163 195H162L161 197H160V195H159V196H153V198H152V197H151V198H149V197H148V198H144L145 201L143 200V202H142V205H143V206H141V205H139L138 202H136V200H137L138 198L136 199L135 196L138 197V193H140V195H139L140 198H139V199H140V201H141V196H142V194H143V192H144V191L142 190V188H141V190L138 188L139 191L142 192V193H141V192H139V191L137 190L136 187H133L134 189L136 188V190H137L138 193H137L136 195H134L135 193L132 194V192H129V194H131V195H129V194L126 192V191H129V187H127V186L125 185V186L127 187V189H126V187L124 186L125 189H126V190H125ZM135 186H136V185H135ZM137 186L139 187V185H137ZM159 186H160V185H159ZM167 186H168V185H167ZM195 187H196V186H195ZM197 187H198V186H197ZM115 188H116V186H115ZM234 188H235V189H234ZM116 189H117V188H116ZM134 189H133V190H134ZM203 189H205V188L203 187ZM260 189H262V190L259 191ZM199 190H200V189H199ZM221 190H222V189H221ZM100 191H101V190H100ZM202 191H203V190H202ZM207 191H208V190L206 189V190H205L206 194L209 193V191H208V193H207ZM215 191H216V190H215ZM97 192H98L99 195L101 196L102 192L96 191V193H97ZM116 192H117V191H116ZM157 192H158V193H157ZM232 192H231V193H232ZM241 192L243 193V195H242ZM257 192H260V193L258 194ZM96 193H95V194H96ZM98 193H97V194H98ZM155 193H156V194H155ZM233 193H232V194H233ZM127 194L129 195V197L133 195V196H134V197L132 196L133 199H132V198H129V197L127 196ZM159 194H161V193H159ZM174 194H175V193H174ZM174 194H173V193L171 194V192H170L169 195H168V193H167V196H170V195H173V196H174ZM204 194H205V193H204ZM211 194H212V193H211ZM240 194H241V196H240ZM99 195L94 196V197H95V200H97L96 198H97V196H99ZM117 195H118V194H117ZM120 195H121V196H120ZM143 195H145V194H143ZM149 195H151V193H150ZM152 195H153V194H152ZM175 195H176V194H175ZM236 195H235V196H236ZM104 196H105V195H104ZM145 196H147V194H146ZM167 196H166V197H167ZM212 196H213V194H212ZM166 197L164 198V201L161 203V205H162V204L164 205L165 203L169 204V203H170V200L173 199V198L170 199V198H168V197H167V198H168V199H167ZM170 197H171V196H170ZM230 197H231V196H230ZM232 197H233V196H232ZM159 198H161V199H159ZM234 198H236V197H234ZM242 198H244V199L242 200ZM256 198H257V199H256ZM98 199H99V197H98ZM131 199H132V200H131ZM134 199H136V200H134ZM142 199H143V198H142ZM169 199H170V200H169ZM261 199H262V198H261ZM261 199H260V201H261ZM263 199H264V198H263ZM263 199H262V201L264 202ZM93 200H94V199H93ZM99 200H100V199H99ZM107 200H108V199H107ZM107 200H106V201H107ZM133 200L135 201L134 203H137L136 206H135V209L130 208V207H133V204H134V203H133ZM165 200H166V201L168 200V201L165 202ZM131 201H132V202H131ZM138 201H139V200H138ZM255 201H256L257 203L253 206V204H254ZM95 202H98V200L95 201ZM95 202L93 201V203H94L95 205H97V206H98L99 204H100V205L102 204V202H101V203L99 202L98 204L95 203ZM144 202H145V203H144ZM150 202H152V201H150ZM164 202H165V203H164ZM171 202H172V201H171ZM182 202H183V201H181V203H182ZM263 202H261V203H263ZM117 203H118V204H117ZM132 203H133V204H132ZM152 203H153L154 205L157 204V202H156V203H155V202H152ZM152 203H151V205H149L150 208H153V207H152V205H153ZM173 203H175V198L173 199ZM178 203H179V202H178ZM181 203H180V205H181L180 207H181V208L183 207L184 209H185V208L187 209V206H186L184 203H183L184 205L181 204ZM261 203H260V204H261ZM131 204H132V206H130ZM140 204H141V203H140ZM149 204H150V203H149ZM104 205H105V206H104ZM124 205H125V206H124ZM159 205H160V204L158 203L155 207H158ZM171 205H172V204L170 203V205H167V207H168V208H169V207H172ZM178 205H179V204H178ZM261 205H262V204H261ZM261 205H258V206H257L258 209L260 208L259 206H261ZM101 206H102V205H101ZM138 206H139V208H138ZM140 206H141V207H140ZM176 206H177V205H176ZM176 206H174L173 209L176 210ZM185 206H186V207H185ZM248 206H249V205H248ZM251 206H250V207H251ZM109 207H110V208H109ZM163 207H166V205L163 206ZM180 207L178 208L179 211H180ZM245 207H246V206H245ZM257 207H255V209H257ZM98 208H99V210H100V206H98ZM101 208H102V207H101ZM133 208H134V207H133ZM91 209H92V208H91ZM102 209H103V208H102ZM169 209H171V208H169ZM186 209H185L184 211H186ZM258 209H257V210H258ZM110 210H112V211H110ZM115 210H116V211L118 210V211L116 212ZM152 210H153V209H152ZM152 210H151V211H152ZM171 210H172V209H171ZM188 210H190V209L188 208L186 212L189 213ZM191 210L194 211L193 209H191ZM191 210H190V211H191ZM252 210H253V209H252ZM261 210H262V211H261ZM101 211L103 212V210H101ZM113 211H115L114 214H112ZM165 211H166V210H165ZM167 211H169V210H167ZM182 211H183V210H182ZM182 211H181V212H182ZM184 211H183V213H184ZM250 211H251V210H250ZM260 211H261L262 213H264L263 209L258 210V212L260 213V215H259V213L256 211V213L258 214V215H257L258 218L261 216V212H260ZM105 212H106V211H105ZM124 212H125V211H124ZM181 212H180V213H181ZM254 212H255V211H254ZM106 213H107V212H106ZM115 213H116V214H115ZM118 213H119V212H118ZM149 213H150V212H149ZM153 213H151V214H153ZM128 214H131V215H128ZM184 214H185V213H184ZM190 214H191V213H190ZM123 215H124V214H123ZM161 215H162V216H161ZM110 216H109V217H110ZM146 216H147V217H146ZM173 216H174V218H173ZM182 216H183V215H182ZM184 216H187V215H184ZM230 216H231V215H230ZM244 216H246V215H244ZM244 216H242V218H243ZM107 217H108V216H107ZM130 217H131L132 219H131ZM148 217H149V218H148ZM171 217H172V218H171ZM192 217H193V218H192ZM195 217H196V216H195ZM227 217H228V215H227L226 217H224V218H226V219H225L226 221H229L230 219H228ZM231 217H233V216H231ZM110 218H114V217L111 216ZM175 218H176V219H175ZM196 218H197V217H196ZM196 218H195V219H196ZM238 218H239V217H238ZM246 218H247V217H246ZM248 218H249V217H248ZM248 218L245 219V217H244L243 219H245V220L247 221ZM260 218H261V217H260ZM260 218H259V220H261V222H264V221H263L264 219H262V218H264V214H263L262 218H261V219H260ZM128 219H131V220L129 221ZM156 219H158V220H156ZM165 219H166V220H165ZM178 219H181V222H180V221H179V222L182 223V224H183L184 221H187V219H188V220H190L189 222L192 223L193 225H192V224L190 225V224L188 223V224H186V226H188V227H186V226L183 224V225L185 226V228H183L184 231H182V228H181V227H183V225H181V227H179V228H178L177 226H180V224H177V226H176V222H177ZM185 219H186V220H185ZM195 219H194V220H195ZM227 219H228V220H227ZM231 219H232V221L228 222V223H230V224H228V223L226 222V223H227V226L225 227L223 224H221V223H223V220H224V219L222 218V220H221L222 222L219 223V224L223 225L224 227H222V226L220 225V228L222 227L223 229H222V228H221V230L218 229V230L221 231L220 233H222V236H221L222 239H223V238L226 239V241L223 243V244H225L224 246H223V244H220L221 246H223L224 254H225V252H226V255H225V256H227V255L230 253V252H229V249L231 248V247H230V246H231V242L233 241V239L231 240V238H232L231 236H232V234H233V236L235 235V234H234V233H235V230H233L234 233H232V228H233V226L236 224V221H237V220H236L234 217L231 218ZM250 219H251V218H249V221H247V222H249V223H248V227L251 228L252 226H250V222L253 224L254 221L252 222V221H251L252 219H251V220H250ZM108 220L111 221V219H109V218H108ZM134 220H135V219H134ZM182 220H183V221H182ZM191 220H192V222H191ZM233 220H234V222H233ZM235 220H236V221H235ZM127 221H128V223H127ZM113 222H114V221H113ZM179 222H178V223H179ZM247 222H246V225H247ZM261 222H260V223H261ZM106 223H107V222H106ZM139 223H140V225H138ZM226 223H224V224L226 225ZM123 224H124V225H123ZM237 224H238V222H237ZM237 224H236L234 227H236ZM252 224H251V225H252ZM261 224H262V223H261ZM108 225H109V224H108ZM122 225H123V226H122ZM189 225H190V226H189ZM211 225H212V224H211ZM115 226H114V227H115ZM121 226L123 227V229H121ZM138 226H139V227H138ZM198 226H199V229H201L200 234L203 232L202 234H203V236H205L204 239L206 240V242H205L204 239H202V237H201L200 235H198V236H200L201 238H197L198 236H197L196 234H198V232H199V230H198ZM195 227H196L197 229H196ZM253 227L255 228V226H253ZM257 227H258V226H256V230H254V228H253V229L251 228V229H252L251 231L254 230L253 232H254V233H258L259 235H258V234H255V235H254V234H251V236H252V237H253V236H254V237H255V236H258V237H255V238L258 239L257 241L260 243V241H261V240H260L261 238L259 239V237H260V233L257 231V230L259 229V227H258V229H257ZM128 228H129V227H128ZM241 228H243V226H241ZM241 228L239 227V231L241 230ZM244 228H245V226H244ZM263 228H264V224H263V226H262V229H263ZM115 229H116V228H115ZM135 229H136V228H135ZM208 229H209V228H208ZM236 229L238 230V228H236ZM112 230H113V229H112ZM116 230H117V229H116ZM126 230H124L125 233H127ZM194 230H196V231H194ZM197 230H198V232H197ZM202 230H203V231H202ZM237 230H236V231H237ZM118 231H117V232H118ZM134 231H135V232H134ZM239 231H238V232H239ZM244 231H245V230H244ZM246 231H247V230H246ZM251 231H248V233H244L245 236H247V234H248V236L245 237L246 239H245V238H242L243 240L245 239V241L247 240V242H249V245H250V242L252 241V239L249 238V234L251 233ZM255 231H257V232H255ZM36 232H37V231H36ZM117 232H116V235H118V233H120V232H118V233H117ZM161 232H162V233H161ZM192 232H193V234H192ZM194 232H195V233H194ZM210 232H211V231H210ZM240 232H241V231H240ZM240 232H239V233H240ZM249 232H250V233H249ZM169 233H170V235H169ZM171 233H172V234H171ZM211 233H213V232H211ZM236 233H237V232H236ZM239 233H238V234H239ZM242 233H243V232H242ZM38 234H39V233H38ZM81 234H82V233H81ZM85 234H86V233H85ZM114 234H115V233H114ZM121 234H122V233H121ZM174 234H175V233H174ZM178 234L181 235V233H178ZM218 234H219V232H218ZM218 234H217V235H218ZM244 234H242V236H243ZM86 235H87V234H86ZM86 235H85V236H86ZM122 235H123V234H122ZM122 235H121V236H122ZM168 235H169V236H168ZM179 235H178V236H179ZM194 235H196V237H195ZM37 236H40V235H37ZM85 236H84V237H85ZM118 236H119V235H118ZM166 236H167V237H166ZM172 236H174V237L176 236L175 238H177V239L179 238L177 235H172ZM172 236H171V240H174V241H175L176 239H172V238H174V237H172ZM219 236H220V234H219ZM238 236H240V234H239ZM84 237H83V239H84ZM88 237H89V236H88ZM119 237H120V236H119ZM119 237L117 238V240H118V239L120 240ZM122 237H123V236H122ZM122 237H121V239H123ZM221 237H219V238H221ZM236 237H237V235H236ZM236 237L234 236V242H232L233 244H235V238H236ZM85 238H86V237H85ZM90 238H91V237H90ZM184 238H183V239H184ZM191 238H192V240H190ZM196 238H197V239H200V240L202 239V242L204 241V242L206 243V244H205V243H203V244L207 245V246H206L207 248H205V246L203 247L202 242L199 243L198 240H197ZM240 238H241V237H240ZM248 238H249V240H250V239H251V240L248 241ZM36 239H37L36 241L44 240V239H41V237H38V238L36 237ZM38 239H40V240H38ZM71 239H73V238H70V243H69V241H68V242H65V244L68 243V244H72V245H73V243H72L73 240H71ZM181 239H182V238H179V242H178V240H177L176 243H178V244L180 245V244H181L180 242L183 241V240H181ZM211 239H212V238H211ZM216 239H217V238H216ZM238 239H239V237H238ZM238 239H236V240L238 241ZM242 239H241V240H242ZM123 240H124V239H123ZM125 240H124L123 242H125ZM186 240H184V243H185ZM200 240H199V241H200ZM227 240H228V241H227ZM229 240H230V241H229ZM243 240H242V242H240V243L237 242V243H238L237 245H238V247H239L240 245H244V246H242L241 249H243V247H244V249H246L249 245H248L247 247H245L248 243H243ZM75 241H76V240H75ZM146 241L149 242V245L147 244ZM174 241H173V242H174ZM239 241H240V240H239ZM245 241H244V242H245ZM254 241H255V240H254ZM42 242H43V244H44L45 241H42ZM118 242H119V241H118ZM121 242H122V240L120 241V244H121ZM123 242H122V244H123ZM209 242H210V241H209ZM209 242H208V244H209ZM214 242H215V241H214ZM214 242H213V243H214ZM216 242H218V241H216ZM37 243H38V242H36L35 244H37ZM39 243H40V242H39ZM75 243H76V242H75ZM168 243H169V242H168ZM171 243H172V241H170V244H169L170 247L173 246V244L171 245ZM174 243H175V242H174ZM182 243H183V242H182ZM184 243H183V244H184ZM186 243H187V241H186ZM197 243H198V244H197ZM221 243H222V242H221ZM241 243H243V244H241ZM40 244H41V243H40ZM40 244H38V246H40ZM57 244H58V243H57ZM57 244H56V245H57ZM60 244H61V243H60ZM60 244H59L58 246H60ZM108 244H109V243H108ZM108 244L105 245V248H103L104 245H102L101 248H103V249H107V247H109V246H113V245H114V244H112L111 242H110L111 245H110V244L108 245ZM122 244H121V245H122ZM124 244H125V243H124ZM126 244H125V245H126ZM152 244H153V245H152ZM178 244H177L176 247H174L175 245L173 246L174 249L177 248V247L179 246ZM190 244L193 245V246H191ZM200 244H201V245H200ZM239 244H240V245H239ZM252 244H253V243H252ZM255 244H256V241H255ZM257 244H258V243H257ZM257 244L254 245V247L257 246ZM33 245H34V244H33ZM117 245H118V244H116L115 246H117ZM131 245H132V246H131ZM150 245H151V247H153V248H151ZM166 245H168V244H166ZM181 245H182V244H181ZM181 245H180V247L182 248L183 246H181ZM261 245H262V243H261ZM261 245H259V247L257 246L258 250H257L256 247H255V248H256V249H255V248H253V246H251V245H250V247L253 248L252 250H251V248H248L247 252L244 250L248 255H249V253H250L249 258H251V261H252L251 264H253L254 261L256 260L255 257H254V259L252 258V256H253L254 254H256L255 252H257V255H258V256H257V255H255V256L258 257L259 261H260L261 258L263 259L264 254H260V255L258 254V252H259V253L262 252L261 249H263V246H261ZM35 246H36V245H35ZM41 246H43V245L41 244ZM41 246H40V247H41ZM63 246H64V245H61V249L57 247V249H59L60 251L63 250V249H64L63 252L65 251L64 253L61 252L62 254L59 253L60 251H58L59 254H61V255H65V254H66L65 257H64V256L62 257L61 255H59V257H60V261H61V259H62L63 262L65 263V262H66L65 259L68 258V259H67V262H66V263L68 264V260H69L70 258H69V257H66V256H67V253H68L67 250H69L70 247H69V245H67V244H66L65 246H68L69 249H67L65 246H64V248H63ZM184 246H185V244H184ZM235 246H236V245H235ZM46 247H47V245H46ZM48 247H49V246H48ZM48 247H47V248H48ZM124 247L126 248V246H124ZM170 247H169V249H171ZM229 247H230V248H229ZM238 247H237V249H238ZM260 247H261V248H260ZM44 248H45V245H44ZM44 248H43V251H44ZM62 248H63V249H62ZM72 248H73V250H74L76 247L74 246V247H72ZM72 248H71V249H72ZM144 248H142L141 250L145 251ZM160 248H158V251H159ZM166 248H167V247H166ZM166 248H165V249H166ZM190 248H191V249H190ZM203 248H204V250H203ZM9 249H10V248H9ZM36 249H37V247H36ZM40 249L42 250V248H40ZM66 249H67V250H66ZM71 249H70V250H71ZM97 249H100V248L97 247ZM109 249H111L110 251H112V253H113V252H116V251H113L115 248H109ZM109 249H108V251H109ZM132 249H133V248H132ZM135 249H136V248H135ZM155 249H156V248H155ZM165 249H164V250H165ZM218 249H220V247H219ZM232 249H233V247H232ZM239 249H240V248H239ZM241 249H240V250H241ZM249 249H250V252H249ZM254 249H255V252L253 251ZM41 250H39V251L41 252ZM45 250H46V249H45ZM75 250H76V249H75ZM78 250H80V249L78 248ZM128 250H130V249H128ZM128 250H126V252H127ZM162 250H163V249H162ZM164 250H163V251H164ZM189 250H190V251H189ZM235 250H236V249H235ZM259 250H260L261 252H260ZM39 251H38V249H37L36 254H32V255H34V256H35V255H38L37 252L39 253ZM46 251H47V255H48L49 258H50V255L48 254V253H49V249H47ZM46 251H45V252H46ZM110 251H109V253H110ZM130 251H133V250H130ZM136 251H138V250H136ZM150 251H152V250H150ZM194 251H193V252H190L191 255L186 254V256H192V255H194V254H195ZM210 251H211L213 254L216 252V251L213 252L212 250H210ZM230 251H234V250H230ZM251 251H253V252H251ZM52 252H53V251H52ZM74 252H75V253L77 252L76 255L79 254L77 250L74 251ZM74 252L70 251L71 254L68 253V255H70V256H71V255H75ZM94 252H96V253H100V252H101V253H103V255H104V252H107V251H106V250H105V251H104V250H103V251H102V250H101V251L99 250V251L97 252L96 250H94ZM117 252H119V251H117ZM124 252H125V251H124ZM124 252H123V253H124ZM126 252L124 253V255H126V256L128 257V255L126 254ZM134 252H135V251H134ZM146 252H147V251H145L144 254H146ZM187 252H185V253H187ZM199 252H198V253H199ZM208 252H209V251H208ZM211 252H209V253L211 254ZM218 252H221V253L223 254L222 250H218L215 254H217V255L220 256L221 253L218 254ZM237 252H238V251H236V253H237ZM248 252H249V253H248ZM33 253H34V252H33ZM41 253H43V252H41ZM41 253H39V254H40L42 257L45 256V258H46L45 261H44V263L46 264V261H48V260H47L48 258L46 257V255H44L45 253H44L43 255H42ZM72 253H73V254H72ZM107 253H108V252H107ZM112 253H110V255H112ZM121 253H122V252H121ZM132 253H133V252H132ZM139 253H140V252H139ZM155 253H156V251H155ZM157 253H158V252H157ZM157 253H156V254H157ZM169 253H170V251H169ZM175 253H177L176 249H175ZM185 253H184V255H185ZM192 253H194V254H192ZM227 253H228V254H227ZM240 253H241V252H240ZM246 253H245V254H246ZM252 253H253V255H252ZM50 254H51V253H50ZM105 254H106V253H105ZM115 254H116V253H115ZM141 254H142V253H141ZM156 254H155V256H156ZM159 254H160V253H159ZM167 254H168V250H167ZM167 254H165V256H164L165 259H166V255H167ZM207 254H208V253H207ZM207 254H206V255H207ZM210 254H209V256H207V257H205V256H202V257H201V255H202V253H201V254H200V257H201L202 259H205V258H206V260L209 261V263H207V264H211V263L215 264V263H216L215 258L217 259L218 256L212 254V255H213V258L210 259V257L212 256V255L210 256ZM222 254H221V256L219 257L220 259L223 258V257H222V256H223ZM233 254H235V253H233ZM238 254H239V253H238ZM241 254H242V253H241ZM40 255H39V256H40ZM92 255L94 256V254H92ZM96 255H97V256H96ZM101 255H102V254H101ZM101 255H100V256H101ZM107 255H108V254L102 256V258L100 257V260H98V258H96V257H99L98 254H95L94 257H95V259L98 260V263H99V262L101 261V259H102V262H100V264H102V263H103V259H105V258H106V259L108 258V260H105V262L108 261V262L110 263V261H113V260H114V259L112 260V258H113L114 256H115L114 258H116V256H119V257L121 256V255H118V254L114 255V253H113V255L110 256L111 260L109 261L110 258H109V257H106ZM122 255H123V254H122ZM124 255H123V256H124ZM153 255H154V254H152V257H154ZM169 255H170V254H168L167 256H169ZM261 255H262V256H261ZM77 256H78V255H77ZM90 256H91V255H90ZM93 256H92V257H93ZM126 256H124V257H126ZM140 256H141V255H140ZM144 256H146V255H143V254H142V257H143V258H144ZM182 256H181V257H182ZM225 256H224V257H225ZM250 256H251V257H250ZM61 257H62V258H61ZM74 257H75L76 259H79V256H78V258H77L76 256H73V258H74ZM92 257H91L92 260L86 258V259L89 260V261H87V262H90V261H93V262H94V260H93ZM203 257H205V258H203ZM214 257H215V258H214ZM230 257L232 258L233 256H230ZM237 257H238V255H237ZM243 257H245V256L243 255ZM247 257H248V256H246V258H247ZM259 257H261V258H259ZM30 258H32V256H31ZM63 258H64V259H63ZM73 258H71L70 260H72ZM129 258H130V257H129ZM129 258H128V259H129ZM131 258H133V254H132V257H131ZM175 258H177V257H175ZM175 258H174V259H175ZM184 258H185V259H184ZM184 258H183V259L185 260V264H186V262H187L188 259L191 260V258H188V257H185V256H184ZM187 258H188V259H187ZM207 258H209L210 260H213V261H210V260L207 259ZM219 258L217 259L218 261H219ZM225 258H226V260H225ZM225 258L221 259V262H222V260H223V262H225V261L228 260V257H225ZM238 258H239V257H238ZM238 258H237V259H238ZM33 259H34V258H33ZM86 259H85V261H86ZM117 259H118L119 261L122 260L121 258H118V257H117ZM179 259H180V260H179ZM192 259H193V258H192ZM232 259H233V258H232ZM232 259H231V260H232ZM235 259H236V258H235ZM235 259H234V260H235ZM242 259H243V258H242ZM244 259H245V258H244ZM247 259H248V258H247ZM252 259H253L254 261H253ZM29 260H30V261H29ZM31 260H32V259H28L27 261H28V262H31ZM43 260H44V259H43ZM50 260H52V259L50 258ZM50 260H49L47 263L51 264V263H50ZM64 260H65V261H64ZM80 260H81V257H80ZM80 260H79V261H80ZM97 260H95L94 263H96ZM184 260H182V258H180L179 256H178V258H177V261H180V262H181V261H184ZM194 260H195V259H193L192 261H194ZM196 260H197V259H196ZM214 260H215V262H214ZM224 260H225V261H224ZM229 260H230V259H229ZM234 260H233V262L235 263L236 261H234ZM240 260H241V257H240ZM27 261H26V262H27ZM79 261H78V262H79ZM85 261L83 260V262H85ZM125 261H127L126 258L124 259V262H125ZM171 261H172V260H171ZM171 261H170V262H171ZM177 261H175V262H177ZM192 261H191V262L189 261V262L192 263ZM218 261H217V262H218ZM246 261H248V263H250V262H249L250 260H246ZM259 261H257V262L255 261V262L258 263ZM26 262H25V264H28V263H26ZM32 262H33V260H32ZM51 262H52V261H51ZM63 262L61 261V263H63ZM72 262H73V260H72ZM72 262H71V263L69 262V264H72ZM75 262L77 263V261L75 260V261L73 262V264H75ZM81 262H82V261H81ZM93 262H91V263H93ZM108 262H106V263H108ZM115 262L117 263L118 261L115 259V260L113 261V264H114ZM122 262H123V260L121 261V263H120V262H118V263H119V264H122ZM124 262H123V263H124ZM142 262L144 263V261H142ZM173 262H174V260H173ZM189 262H187V263H189ZM195 262H197V261H195ZM198 262H199V261H198ZM210 262H211V263H210ZM221 262L219 261L218 264H220ZM233 262H232V263H233ZM262 262H263V261L261 260V263H260V264H262ZM23 263H24V262H23ZM33 263H36L35 260H34ZM44 263L42 262L41 264H44ZM66 263H65V264H66ZM106 263H105V264H106ZM116 263H115V264H116ZM118 263H117V264H118ZM127 263H128V262H127ZM133 263H136V264L138 263V264H140L139 262H133ZM147 263H148V262H147ZM147 263L145 262V264H147ZM205 263H206V262H205ZM232 263H231V264H232ZM234 263H233V264H234ZM248 263L245 262V261H242L241 264H248ZM20 264H22V263H20ZM38 264H39V263H38ZM77 264H79V263H77ZM81 264H82V263H81ZM85 264H88V263H85ZM103 264H104V263H103ZM125 264H126V262H125ZM128 264H130V263H128ZM197 264H198V263H197ZM216 264H217V263H216ZM222 264H223V263H222ZM224 264H225V263H224ZM239 264H240V263H239Z\"/></svg>",
    "mask_w": 264,
    "mask_h": 264
}]
</instances>
